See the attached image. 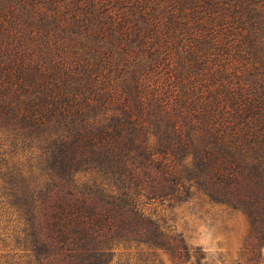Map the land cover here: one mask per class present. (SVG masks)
I'll use <instances>...</instances> for the list:
<instances>
[{"label": "trees", "instance_id": "16d2710c", "mask_svg": "<svg viewBox=\"0 0 264 264\" xmlns=\"http://www.w3.org/2000/svg\"><path fill=\"white\" fill-rule=\"evenodd\" d=\"M195 193L264 243V0H0V264H211L140 206Z\"/></svg>", "mask_w": 264, "mask_h": 264}, {"label": "rangeland", "instance_id": "374dc122", "mask_svg": "<svg viewBox=\"0 0 264 264\" xmlns=\"http://www.w3.org/2000/svg\"><path fill=\"white\" fill-rule=\"evenodd\" d=\"M150 177H155V174L147 178ZM140 206L152 216L165 219L186 244L199 247L211 264H264V243L254 242L249 234L248 222L238 210L209 202L197 193L183 202H172L171 206L166 201L143 197ZM5 242L8 245L4 250L7 251L14 240L10 241L9 237ZM250 246H254L253 260L247 258ZM0 247L3 248L1 243ZM114 249L111 264H191L189 261L177 262L160 250L151 251L133 242L118 243ZM17 253L24 252L18 250ZM20 258V264H27L30 259L29 256Z\"/></svg>", "mask_w": 264, "mask_h": 264}]
</instances>
